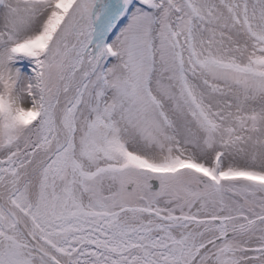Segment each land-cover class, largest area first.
<instances>
[{"label": "snow or ice", "instance_id": "6c2138e0", "mask_svg": "<svg viewBox=\"0 0 264 264\" xmlns=\"http://www.w3.org/2000/svg\"><path fill=\"white\" fill-rule=\"evenodd\" d=\"M0 264H264V0H0Z\"/></svg>", "mask_w": 264, "mask_h": 264}]
</instances>
